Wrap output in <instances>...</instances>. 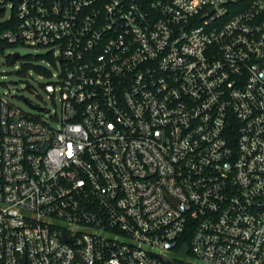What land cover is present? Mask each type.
<instances>
[{"label": "built area", "instance_id": "2783aa9c", "mask_svg": "<svg viewBox=\"0 0 264 264\" xmlns=\"http://www.w3.org/2000/svg\"><path fill=\"white\" fill-rule=\"evenodd\" d=\"M0 17L2 51L60 65L53 121L0 92V264H264V0H0Z\"/></svg>", "mask_w": 264, "mask_h": 264}, {"label": "rangeland", "instance_id": "374dc122", "mask_svg": "<svg viewBox=\"0 0 264 264\" xmlns=\"http://www.w3.org/2000/svg\"><path fill=\"white\" fill-rule=\"evenodd\" d=\"M2 22L3 18L0 17V25ZM16 52L20 57L13 63L12 55ZM59 70V63L48 55V49L45 47L8 46L3 51L0 49V92L6 94L13 103L33 114L38 112L32 110L27 100L51 108L52 112L45 117L53 121L51 117L59 111L60 101L58 97L54 100L44 90L43 83L52 78L46 71L55 74ZM189 258L190 256L185 260Z\"/></svg>", "mask_w": 264, "mask_h": 264}, {"label": "water", "instance_id": "95a60500", "mask_svg": "<svg viewBox=\"0 0 264 264\" xmlns=\"http://www.w3.org/2000/svg\"><path fill=\"white\" fill-rule=\"evenodd\" d=\"M19 56V53L16 52L13 54L12 56V62L15 63L17 61V58ZM188 245L187 244H184L183 248L181 249V251L179 252V254H182V255H185L187 252H188ZM165 259V258H164ZM167 264H173L170 260L168 259H165Z\"/></svg>", "mask_w": 264, "mask_h": 264}, {"label": "trees", "instance_id": "16d2710c", "mask_svg": "<svg viewBox=\"0 0 264 264\" xmlns=\"http://www.w3.org/2000/svg\"><path fill=\"white\" fill-rule=\"evenodd\" d=\"M9 45H5V47L3 48V49H5L6 47H8ZM189 239H190V236H187L186 237V241H189Z\"/></svg>", "mask_w": 264, "mask_h": 264}]
</instances>
